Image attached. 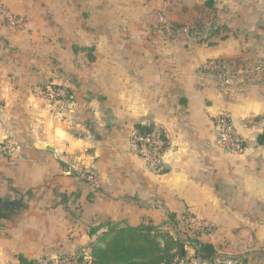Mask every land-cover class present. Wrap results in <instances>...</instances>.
Masks as SVG:
<instances>
[{"label":"crops","instance_id":"1","mask_svg":"<svg viewBox=\"0 0 264 264\" xmlns=\"http://www.w3.org/2000/svg\"><path fill=\"white\" fill-rule=\"evenodd\" d=\"M1 6L26 28L0 14V264L55 263L88 252L93 227L183 215L211 225L197 238L218 253L264 264V0ZM160 13L183 29L203 20L205 41L166 38ZM216 60L226 63L219 75L207 70ZM52 86L69 99L46 100ZM222 113L240 155L216 145ZM137 126L162 135L159 171L130 146Z\"/></svg>","mask_w":264,"mask_h":264},{"label":"trees","instance_id":"2","mask_svg":"<svg viewBox=\"0 0 264 264\" xmlns=\"http://www.w3.org/2000/svg\"><path fill=\"white\" fill-rule=\"evenodd\" d=\"M158 29L166 38L176 36L183 27L177 24H159ZM213 33H216L213 30ZM188 34L200 42L205 41L207 29L203 20H197L188 28ZM216 69L208 70L217 75L225 70V62L214 61ZM51 89H62L66 93L65 100L69 99L70 91L67 88L52 86ZM263 131L259 135L257 144L264 145V117ZM140 134H149L151 129L137 126ZM85 182V180H82ZM186 218L183 215L179 220L169 216L168 220L160 226L151 223L137 226L121 224H105L93 227L89 235L93 237V243L88 252L80 251L73 256L60 257L54 262L28 260L19 256V264H59L66 261L69 264H179L190 259L213 262L221 260L227 255L218 253L210 244L202 243L198 236L207 230L198 231L188 235L176 232L179 224ZM192 252V253H191ZM237 264H247L245 255H231Z\"/></svg>","mask_w":264,"mask_h":264},{"label":"built area","instance_id":"3","mask_svg":"<svg viewBox=\"0 0 264 264\" xmlns=\"http://www.w3.org/2000/svg\"><path fill=\"white\" fill-rule=\"evenodd\" d=\"M0 14L3 17L4 22L15 30H24L26 28V22L21 17H16L8 9L1 6ZM162 21V18H161ZM207 69H216L215 63L210 62L207 64ZM43 96L51 103H58L64 101L66 93L62 89H48L45 90ZM130 146L138 157L145 163L146 167L153 171H159L161 168V155L164 149V141L162 135L157 132H150L149 134H140L137 130H133L130 135ZM216 145L233 154H242L246 147L243 141L236 137L231 125V120L228 114L222 113L216 119V131H215ZM2 147L0 146V149ZM81 180H85L86 183L92 187L97 188L99 182L87 173L81 174ZM211 225L205 221H201L192 216H186L185 219L179 224L176 232L186 233L188 235L194 234L198 231L209 230ZM59 264H69L66 261H60ZM179 264H237V261L231 256L216 260L213 262L201 261L198 259H190L186 262H180Z\"/></svg>","mask_w":264,"mask_h":264},{"label":"rangeland","instance_id":"4","mask_svg":"<svg viewBox=\"0 0 264 264\" xmlns=\"http://www.w3.org/2000/svg\"><path fill=\"white\" fill-rule=\"evenodd\" d=\"M161 18H162V21H161ZM167 19L165 18V16H161V13L159 14V16H157V23H161V24H164V23H168L166 21ZM184 28V27H183ZM181 32H184V34H187L188 33V29H182Z\"/></svg>","mask_w":264,"mask_h":264},{"label":"water","instance_id":"5","mask_svg":"<svg viewBox=\"0 0 264 264\" xmlns=\"http://www.w3.org/2000/svg\"><path fill=\"white\" fill-rule=\"evenodd\" d=\"M111 123H112V117H109V118H108V121H107V124H108V125H111Z\"/></svg>","mask_w":264,"mask_h":264}]
</instances>
